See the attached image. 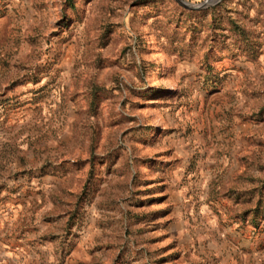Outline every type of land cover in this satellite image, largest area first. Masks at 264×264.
Masks as SVG:
<instances>
[{
	"label": "rangeland",
	"instance_id": "obj_1",
	"mask_svg": "<svg viewBox=\"0 0 264 264\" xmlns=\"http://www.w3.org/2000/svg\"><path fill=\"white\" fill-rule=\"evenodd\" d=\"M0 0V264H264V0Z\"/></svg>",
	"mask_w": 264,
	"mask_h": 264
},
{
	"label": "water",
	"instance_id": "obj_2",
	"mask_svg": "<svg viewBox=\"0 0 264 264\" xmlns=\"http://www.w3.org/2000/svg\"><path fill=\"white\" fill-rule=\"evenodd\" d=\"M212 0H204L200 3L194 4V3H187L185 2L187 5L191 6V7H205L206 5H208Z\"/></svg>",
	"mask_w": 264,
	"mask_h": 264
}]
</instances>
